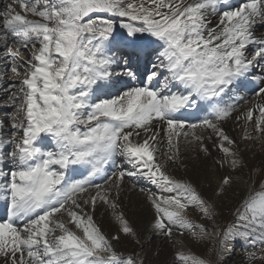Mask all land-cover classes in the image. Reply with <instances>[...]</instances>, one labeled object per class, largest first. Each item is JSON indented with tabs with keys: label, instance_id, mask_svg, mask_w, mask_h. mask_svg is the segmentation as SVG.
Returning a JSON list of instances; mask_svg holds the SVG:
<instances>
[{
	"label": "snow or ice",
	"instance_id": "1",
	"mask_svg": "<svg viewBox=\"0 0 264 264\" xmlns=\"http://www.w3.org/2000/svg\"><path fill=\"white\" fill-rule=\"evenodd\" d=\"M258 27L264 0L4 4L2 264H146L151 237L141 239L122 206L126 177L157 190L139 189L154 210L152 236L174 248L185 233L214 241L215 260L180 247L172 264H222L237 241L259 246L260 255L250 252L248 260L264 264V161L252 167L246 157L257 147L264 153ZM141 61L138 75L133 64L138 69ZM246 85L252 97L239 108L237 90ZM229 122L243 134L231 135ZM182 149L211 160L214 199L170 174V166H184ZM109 168L116 170L109 175ZM233 197L232 220L217 228L216 201ZM100 206L110 210L114 229L97 221ZM193 210L213 222L211 231L188 218ZM122 236L139 251L120 250Z\"/></svg>",
	"mask_w": 264,
	"mask_h": 264
},
{
	"label": "rangeland",
	"instance_id": "2",
	"mask_svg": "<svg viewBox=\"0 0 264 264\" xmlns=\"http://www.w3.org/2000/svg\"><path fill=\"white\" fill-rule=\"evenodd\" d=\"M7 1V2H6ZM9 0H2L0 2V9L4 7V4L8 3ZM261 31V30H260ZM259 32V31H258ZM117 55V52H116ZM252 97V96H251ZM9 111L8 109H6ZM6 111V112H7ZM5 112V113H6ZM5 113H1L0 110V118H2ZM229 122L228 124H230ZM257 153V154H256ZM247 154V153H246ZM260 154V156H259ZM258 155V156H257ZM248 158V161L252 163V167H259L262 161H264V153H260L259 149L254 152V154H249L246 155ZM259 157V158H258ZM256 159V160H255ZM258 164V165H257ZM170 174L175 176L177 179H183V175H179L177 172L179 170H183V167L176 166L172 167L170 166ZM128 181L131 185L135 183V187L129 188L128 191L132 192L133 190L138 193V195L141 197L142 200L147 201V197L145 193L140 192V188H145V189H151L152 191H157L154 190L155 188H152L150 186H145L142 183V180L139 181H133L129 178H125V182ZM144 181V180H143ZM145 182V181H144ZM139 185V186H138ZM216 184L213 183H205L203 184V187L198 188L199 191L203 193V195L208 198V199H214L213 197V190L215 188ZM128 197H125L124 201H127ZM123 200V198H121ZM237 197H233L231 200H219L216 201V219L214 221L215 225L217 228H223L229 221L232 220V207L236 203ZM149 203H147L148 206ZM138 206L134 207L137 208ZM151 207V206H150ZM153 213L154 210L150 208ZM151 211V212H152ZM146 214V212H143ZM147 216V214H146ZM135 217V215H134ZM188 218L193 221L196 224H204L207 227H209V230L211 231V225L213 222L206 221L205 219L202 218L201 214L195 210L190 211L188 214ZM141 239H145L148 237L150 238V242L145 245L144 252L142 255L147 256V261L146 264H172L173 261V254L176 251L177 248L183 247V249L191 253L195 256H198L202 259H205L207 261H213L216 259V253L214 251V241L213 240H201L197 241L194 239L190 233H185L183 237H180L181 244H178L176 248L172 247L171 243L168 241H164L159 237L152 236L151 232L148 230V227L141 233L140 235ZM259 247V246H258ZM257 249L249 248L246 245H244L243 241H237L235 242L234 246L233 244H229V249L230 251L224 252L223 253V262L222 264H258V261H249L248 260V254L250 252L255 251L257 253V256L260 255L259 251ZM120 250L124 251H129L133 248H136L137 251H139L138 246L134 243V240L132 238H124L123 236L121 237L120 244L118 246Z\"/></svg>",
	"mask_w": 264,
	"mask_h": 264
},
{
	"label": "bare ground",
	"instance_id": "3",
	"mask_svg": "<svg viewBox=\"0 0 264 264\" xmlns=\"http://www.w3.org/2000/svg\"><path fill=\"white\" fill-rule=\"evenodd\" d=\"M230 2H232V0H230ZM210 19H211V23L213 26L218 22V18H215V19L210 18ZM257 35L258 36H264V27H258ZM141 68L144 71L143 66ZM0 71H3V69L0 68ZM124 79L125 78L121 77V80H124ZM2 83H3V81H0V84H2ZM261 86H264V85H261ZM6 87H7V85H5V88ZM246 87H248V86L246 85V86L241 87L237 90V95L243 97V99L238 100V107L239 108H244L246 101L251 99V97H249L251 93H248V91L245 92ZM5 88H0V110H1V113H5L7 111L6 108L3 106L4 105L3 92H4ZM192 122H195V114H193ZM226 129L233 136H240L243 134L240 129L235 128V126L232 122L230 124L226 125ZM257 149H258V147H257ZM257 149H255L254 152L257 151ZM182 152H183L184 166H183V170H179L177 173L179 175H183V179L190 180L191 182H193L197 186V188L203 187V184H205L207 182L216 184L215 177L212 174L211 160H205L202 156L199 159H194L193 158L194 154L191 152L190 149H182ZM251 153L253 154V152H248L246 155H249ZM259 156H260V154H259ZM247 161H248V158H247ZM248 164L250 166H252V163L250 161H248ZM170 169L171 168L169 167V172H170ZM114 170H116V169L109 168L108 174L111 175V172ZM77 178H79V177H77ZM99 182L97 181V183H99ZM199 186H201V187H199ZM132 187H133V185H131L128 181H126L124 183L123 189H122V195H121V198H123V200H121V201H122V206L127 211V215H128V218L130 219V221L137 228L141 229V232H140V235H141V233L148 227V224H149L152 216L154 215V213L150 209L151 208L150 204H148V206H147L148 202L142 200L141 197L138 195V193H136L135 190H133L132 192L128 191V189L132 188ZM125 197H128V200L126 199L127 201H124ZM136 206H138V207L134 208ZM143 212H146L147 216ZM134 215H135V217H134ZM96 219L100 224L103 225L105 231H108L110 228L114 229V227H115V223L112 220L110 210H108L106 213V210L103 206L98 207L97 212H96ZM0 264H2V261H0Z\"/></svg>",
	"mask_w": 264,
	"mask_h": 264
}]
</instances>
